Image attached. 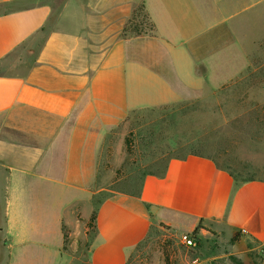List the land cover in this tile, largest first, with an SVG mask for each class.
Instances as JSON below:
<instances>
[{
    "label": "crops",
    "instance_id": "0c3cea01",
    "mask_svg": "<svg viewBox=\"0 0 264 264\" xmlns=\"http://www.w3.org/2000/svg\"><path fill=\"white\" fill-rule=\"evenodd\" d=\"M139 4L153 34L124 37ZM252 5L0 0L2 264H28L49 246L50 258H62L63 230L91 187L110 129L136 110L186 100L205 82L231 78L237 32ZM198 225L193 264L232 257L247 264L248 251L264 264V180L238 184L206 157L172 158L160 175L144 177L136 196L118 193L98 206L88 264H126L151 233L178 236Z\"/></svg>",
    "mask_w": 264,
    "mask_h": 264
},
{
    "label": "rangeland",
    "instance_id": "374dc122",
    "mask_svg": "<svg viewBox=\"0 0 264 264\" xmlns=\"http://www.w3.org/2000/svg\"><path fill=\"white\" fill-rule=\"evenodd\" d=\"M252 2L242 15L247 21L237 32L233 76L205 82L196 96L186 100L136 110L110 129L108 143L94 160L91 187L63 230L62 258H50L49 246L31 253L28 264H44L46 259L48 264H88L98 206L118 193L136 196L144 177L160 175L172 158L200 154L238 183L264 180V0ZM147 23L145 35L150 30ZM44 243L51 245V238ZM197 247L186 248L177 235L161 230L142 241L126 264H193ZM4 248L0 245V264L6 262ZM247 257V264L261 263L257 251H248ZM232 258L228 264H240Z\"/></svg>",
    "mask_w": 264,
    "mask_h": 264
},
{
    "label": "trees",
    "instance_id": "16d2710c",
    "mask_svg": "<svg viewBox=\"0 0 264 264\" xmlns=\"http://www.w3.org/2000/svg\"><path fill=\"white\" fill-rule=\"evenodd\" d=\"M141 16V20H135L138 16ZM148 22L147 23V26L149 27V35L153 34V31H154V26L153 24L150 22V20L148 19V16L146 14V12L144 11V6L143 4H139L137 6V8H134L128 22L126 23L124 29H123V32H122V36H126V35H133V36H141V35H145V32L143 31V24L144 22ZM190 155H194V156H201V157H206V156H203V155H200V154H195V153H192ZM208 158V157H206ZM210 160H212L211 158H208ZM213 161V160H212ZM214 162V161H213ZM215 165L217 166L216 162H214ZM218 167V166H217ZM219 168V167H218ZM231 175V174H230ZM232 176V175H231ZM232 178L234 179V181L236 183H238L235 178L232 176ZM248 181H251V180H246V181H243L241 183H244V182H248ZM239 184V183H238ZM201 228L200 225H198L196 227V229L194 231H192V235L196 237V240H197V244L199 243V239L197 237V231ZM237 241V236H234L232 238V242H236Z\"/></svg>",
    "mask_w": 264,
    "mask_h": 264
},
{
    "label": "built area",
    "instance_id": "2783aa9c",
    "mask_svg": "<svg viewBox=\"0 0 264 264\" xmlns=\"http://www.w3.org/2000/svg\"><path fill=\"white\" fill-rule=\"evenodd\" d=\"M180 244L186 248H194L197 245L196 237L191 232H184L178 235Z\"/></svg>",
    "mask_w": 264,
    "mask_h": 264
}]
</instances>
